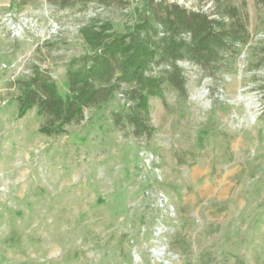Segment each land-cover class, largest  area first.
<instances>
[{"label": "rangeland", "instance_id": "1", "mask_svg": "<svg viewBox=\"0 0 264 264\" xmlns=\"http://www.w3.org/2000/svg\"><path fill=\"white\" fill-rule=\"evenodd\" d=\"M147 1L0 0V264H264V0H221L248 15V42L215 75L180 61L186 94L165 81L149 99L150 138L127 122L125 83L63 133L19 111L37 71L66 96L92 54L84 27L125 33Z\"/></svg>", "mask_w": 264, "mask_h": 264}, {"label": "trees", "instance_id": "2", "mask_svg": "<svg viewBox=\"0 0 264 264\" xmlns=\"http://www.w3.org/2000/svg\"><path fill=\"white\" fill-rule=\"evenodd\" d=\"M211 1L215 7L206 12L189 10L177 2L148 0L139 19L125 33L115 31L110 22L84 27L82 34L92 54L83 58L84 66L74 68L73 64L68 70L66 96L51 76L37 71L23 82L20 113L37 106L39 113L51 117L43 131L63 133L68 124L83 117L86 107L107 101L125 83L132 100L127 122L136 136L152 137L155 129L150 124L149 99L164 98L165 81L186 94L179 62H195L215 75L221 71L224 52L235 51L237 44L249 40L248 15L230 5L221 10V0ZM155 64L168 66L165 76L151 74ZM115 120L123 121L119 113Z\"/></svg>", "mask_w": 264, "mask_h": 264}]
</instances>
